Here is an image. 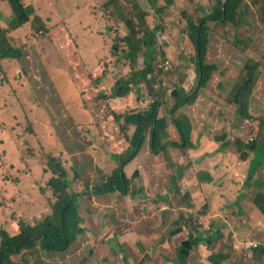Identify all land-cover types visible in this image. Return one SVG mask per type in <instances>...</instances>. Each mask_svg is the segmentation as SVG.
<instances>
[{
  "label": "trees",
  "instance_id": "1",
  "mask_svg": "<svg viewBox=\"0 0 264 264\" xmlns=\"http://www.w3.org/2000/svg\"><path fill=\"white\" fill-rule=\"evenodd\" d=\"M2 1L9 5L14 15L10 29H19L30 22L32 8L26 6L23 0ZM95 1L97 7L94 9L101 11L103 22L108 23L104 35L110 42L112 60L115 58L112 63L129 68L126 74L114 81L110 89L95 88L97 99L107 105L111 99H123L130 94H135L139 99L144 91L150 101L146 109L124 115L111 112V115L115 124H119V135L122 140L130 126L149 130L148 137L144 141L145 137L141 134L135 147L129 150L125 147L117 153L118 155L113 149L114 152L111 154L112 159L117 161L116 167L109 174H105V170L97 169L99 172L97 176L100 178L91 188H87L84 183L90 194L86 205L79 204L80 195L76 190L72 192L69 190L80 180L77 172L69 179L68 171L62 166L61 157L45 151L44 157L51 175L47 180L49 189L43 188L41 192L46 197V191L50 190L52 198H47V208L38 214L24 218L21 216L23 214L18 216L11 212V218L0 224V264H123L102 257L106 250L100 248L103 225L94 211L110 205L107 196L124 192L125 187L132 183L126 177L124 167L137 157L144 143H148L153 155L162 154L161 158L172 148H181L185 152L192 146L191 136L198 116L193 117L194 121H191L183 109L190 108L196 103L201 91L207 88L214 74L220 71L216 62L208 60V56L211 53L219 55L225 43L232 45V51L237 55L245 54L248 50L257 52L255 58H251L238 69V74L231 70L227 76L218 78H228L234 82L230 95L224 100L226 109H231L232 119L237 123H233L236 129L253 138L247 142L242 138L236 139L235 145L239 155L237 169L246 173L253 170V166L256 170L261 165L257 155L262 147L260 141L264 138V112L255 116L249 105L255 89H261L263 91L261 97H264V0H208L210 8L197 16L190 15L184 6L175 5V0H136L141 6L136 12L128 0ZM193 2L196 3V0ZM173 8L177 13L172 11ZM153 17L155 20L149 23ZM170 17L173 18L170 37L176 44L186 46L187 57L198 72L194 90L175 106L170 105V90L183 86V83L181 79H172L176 71L173 68L169 70L159 68V63L168 56L166 50L169 49V45L164 42V46H160V35L169 28L165 22L171 20ZM115 21L119 23L112 26V22ZM118 25L124 26V29ZM41 27L45 29L43 25ZM6 34L0 26V61L10 59L22 63L23 53L8 43ZM66 34L69 33L66 31ZM79 65L84 67L81 61ZM107 65L102 62L104 69ZM50 79L51 87L58 93L52 77ZM74 79L76 85H79L83 99L89 92H94L93 86L91 90L81 89L80 81L77 82L75 76ZM101 80V77L97 76L95 82ZM215 94L212 95L216 97ZM85 105L89 108L92 103L85 102ZM162 115L179 131L178 142L171 140L168 130L158 128L159 116ZM221 137L224 138L215 133L212 140L218 142L222 140ZM92 174L94 173L88 176ZM246 179L248 180V177ZM4 206L5 204L0 202V209ZM201 207L202 212H199L206 214L208 205L203 204ZM181 218L187 226L193 220L192 216L185 218L181 215ZM120 223L118 227H122ZM218 231L213 236L211 245L201 243L196 246L203 245L208 250L211 248L216 250L207 256V262L216 258L223 262L230 261L231 264L242 263L245 255L237 252L234 234L225 241L224 231ZM115 242L116 248L121 249L123 244L120 240ZM192 254L193 252L182 256L186 259L185 264ZM67 256L70 261L66 260ZM170 260L171 264H175L174 259ZM177 263L184 264V261Z\"/></svg>",
  "mask_w": 264,
  "mask_h": 264
},
{
  "label": "rangeland",
  "instance_id": "2",
  "mask_svg": "<svg viewBox=\"0 0 264 264\" xmlns=\"http://www.w3.org/2000/svg\"><path fill=\"white\" fill-rule=\"evenodd\" d=\"M204 1L196 0L197 6L193 5L189 9V14H198L200 10L195 13L194 7L202 8L201 14L208 10L211 5L208 2L203 5ZM23 2L32 8L31 20L19 29H10L14 15L9 5L0 0V26L7 33L8 43L23 53L22 63L10 59L0 61V202L6 207L0 209V224L4 219L11 218V212L18 216L23 214L21 216L27 218L47 208V198L51 199L52 193L50 190L46 191L45 197L41 192L43 188L49 189L47 180L51 175L44 157L45 151L61 157L62 166L68 171L69 179L77 172L80 180L69 190L71 192L76 190L79 193L78 202L81 205L79 200L86 202L84 194L87 193V188L95 185L100 178L97 176L99 174L97 169L100 168L96 167L94 159L101 165V161L109 157L106 150L115 149L117 153L125 147L128 150L132 149L141 134L146 141L149 133V130L146 131L142 127L130 126L122 140L119 135V124H115L111 115V112L124 115L146 109L150 101L144 91L139 99L135 94H130L123 99H111L107 105L97 99L95 88L110 89L114 81L126 74L129 68L112 63L115 58L112 60L110 42L104 35L108 23L103 22L101 11L94 9L97 7L96 1L23 0ZM128 2L135 12L141 7L136 0ZM188 4L181 5L185 7ZM169 22L170 20L167 23ZM116 23L119 22H112V26ZM170 24L169 28L166 26L168 29H165L164 34L160 35V46H164V42L168 40V47L173 45L176 48L178 44L170 37L172 22ZM41 25L47 30H43ZM118 27L124 29V26ZM65 29L69 34H66ZM106 40L108 46L105 44ZM222 48L219 55L211 53L208 56V60L215 61L220 71L214 74L207 88L201 91L198 100L202 103L199 102L197 108L215 110L221 103L224 104L234 82L218 76H227L231 70L238 74V69L257 55L256 51L249 50L245 54L237 55L232 51L233 46L228 43ZM176 51L180 57L178 60L170 54L167 56L171 62L169 69L176 70L172 79H181L182 88H186L190 93L197 85L198 72L191 60L185 57L182 49ZM166 60L167 58L159 64ZM80 61L85 68L79 65ZM102 62L108 64L106 69L103 68ZM74 76L77 82L80 81L81 89H90L93 86L94 92H89L83 99ZM97 76L101 77L100 82H95ZM48 77H52L58 93L51 87V79ZM261 91L255 89L250 99L249 108L255 116L264 112V97H261L263 95ZM213 93H216V97L212 95ZM84 101L92 103L91 107L87 108ZM196 104L197 102L193 106ZM225 118L226 116L222 120ZM161 122L166 125L169 123L166 118ZM230 134L233 136L231 140L235 143L236 137L231 130L229 136ZM177 140H180V136ZM261 142L263 145L259 149V155L264 154V138ZM144 145L137 154L140 157L148 151ZM116 165L117 161H111L109 166L112 167L104 166V170L109 174ZM170 170L173 168L170 167ZM90 173L94 174L88 176ZM93 177L95 178L90 180ZM84 183L87 188L84 187ZM116 195L107 196L108 201L114 204ZM200 209L202 212V208ZM200 212L196 215L194 213V224L198 227H200L198 217L207 218V213ZM218 230L225 232L226 229L222 226ZM101 236L102 231L100 239ZM240 239L234 235L235 242L251 240ZM259 243L260 248L257 250L264 252V241ZM100 248L105 249V244H101ZM214 251L216 250L211 248L208 255H204L196 249L187 264H211L207 262V256ZM237 252L247 254L239 249ZM102 257L109 258L105 251ZM66 260L70 261L69 256ZM95 262H98V258ZM113 262H117V259L115 258ZM174 263L179 264L176 261ZM252 263L264 264V261L256 260ZM222 264H229V261Z\"/></svg>",
  "mask_w": 264,
  "mask_h": 264
},
{
  "label": "crops",
  "instance_id": "3",
  "mask_svg": "<svg viewBox=\"0 0 264 264\" xmlns=\"http://www.w3.org/2000/svg\"><path fill=\"white\" fill-rule=\"evenodd\" d=\"M207 2L209 3L205 0L203 5ZM174 3L177 6L189 3L185 5L187 12L196 4L192 0H175ZM194 8L195 13L200 10L196 15L203 11L202 8ZM172 11L177 13L174 8ZM169 19V24V20L166 24L170 27L173 18ZM183 45L178 43L176 48L171 45L166 51L178 60L180 57L176 50L182 49L188 59L186 46ZM182 87L170 90L169 100L172 106L189 93ZM196 102V106L183 109L191 121H194L193 117L198 116L192 132V146L185 152L181 148H172L161 158L162 154L153 155L148 143H145L147 153L142 155L143 157L137 155L124 167L125 175L132 183L125 187L124 192L114 193L117 194L114 204L109 203L110 205L94 211L103 225L101 241L105 244V253L111 261L116 258L117 261H123V264H171L170 259H174L180 263L184 261L185 264L186 259L182 256L194 253L196 249L201 254L208 255L205 246L196 245H211L213 236L222 226L226 229L225 241L231 234L239 236L242 240L249 238L257 242L264 241V154L259 155L260 150L258 151L257 158L261 165L256 170L253 168L246 173L238 170L237 146L234 140H231L233 136H229V130L236 139L242 138L245 142L251 136L236 129L231 109H226L224 102L219 103L215 110L197 108L200 100ZM224 116L226 118L222 120ZM164 119V115L160 116L158 128L168 130L171 140L178 142L179 131L167 117L169 123L162 124ZM201 133L205 135L200 136ZM215 133L224 138L221 137L222 140L218 142L212 140ZM260 143L262 144L261 141ZM111 152L114 150H106L109 157L101 161L103 167L94 159L95 165L104 171V166H109L111 161H115L111 158ZM170 167L173 170H170ZM104 173L108 174L107 171ZM88 193L84 194L86 202L79 200L81 204L88 203ZM203 204L208 205L207 215L210 218L204 219V223L198 227L194 224V213L199 212ZM181 215L185 218L192 216L190 225H186ZM119 223L122 227H118ZM116 240L123 244L121 249L116 248ZM247 254H244L245 259L240 264L264 261L263 251L255 250ZM209 262L223 263L216 258Z\"/></svg>",
  "mask_w": 264,
  "mask_h": 264
},
{
  "label": "built area",
  "instance_id": "4",
  "mask_svg": "<svg viewBox=\"0 0 264 264\" xmlns=\"http://www.w3.org/2000/svg\"><path fill=\"white\" fill-rule=\"evenodd\" d=\"M160 68L164 69V70H168L171 66V62L169 61V59H167L163 64L159 65ZM253 138H251L252 140ZM207 218H210V216L207 215ZM204 216H199L197 219V222L199 225H202L204 222ZM235 248L241 251H244L246 253H250L252 251H255L257 249L260 248V243L257 241H252V240H248V241H239V242H235Z\"/></svg>",
  "mask_w": 264,
  "mask_h": 264
},
{
  "label": "clouds",
  "instance_id": "5",
  "mask_svg": "<svg viewBox=\"0 0 264 264\" xmlns=\"http://www.w3.org/2000/svg\"><path fill=\"white\" fill-rule=\"evenodd\" d=\"M167 59H168V58H167ZM198 213H199V212H196V214H198ZM196 214H195V215H196Z\"/></svg>",
  "mask_w": 264,
  "mask_h": 264
},
{
  "label": "flooded vegetation",
  "instance_id": "6",
  "mask_svg": "<svg viewBox=\"0 0 264 264\" xmlns=\"http://www.w3.org/2000/svg\"><path fill=\"white\" fill-rule=\"evenodd\" d=\"M180 90H182V88H180Z\"/></svg>",
  "mask_w": 264,
  "mask_h": 264
}]
</instances>
